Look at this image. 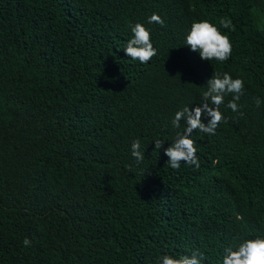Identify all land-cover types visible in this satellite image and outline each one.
<instances>
[{"label": "trees", "instance_id": "16d2710c", "mask_svg": "<svg viewBox=\"0 0 264 264\" xmlns=\"http://www.w3.org/2000/svg\"><path fill=\"white\" fill-rule=\"evenodd\" d=\"M153 13L163 26L147 23ZM200 20L229 36L226 63L185 47ZM138 22L157 49L143 65L124 53ZM217 72L244 81L240 111L222 105L214 136L193 132L199 169L173 170L171 119L201 103ZM256 236L264 0H0V264H158L193 251L220 264L224 247Z\"/></svg>", "mask_w": 264, "mask_h": 264}, {"label": "clouds", "instance_id": "9594fccd", "mask_svg": "<svg viewBox=\"0 0 264 264\" xmlns=\"http://www.w3.org/2000/svg\"><path fill=\"white\" fill-rule=\"evenodd\" d=\"M148 24L164 25V20L156 13L147 19ZM220 27L232 29L231 20L227 17L220 19ZM131 37L126 43L124 53L133 61L141 65L149 63L156 55L157 49L153 46L151 32L143 23L129 24ZM185 47L191 53H196L201 61L226 63L232 55V43L228 35L222 34L220 29L208 20L194 21L184 37ZM244 90V81L240 78L233 79L227 73H213L206 82V89L202 92L201 103L194 108L184 106L177 110L171 119V126L176 130L175 137L170 146L164 149L167 164L173 170H179L181 162L187 166L199 169L200 162L196 155L195 141L191 139L194 131L208 135H215L221 123H226L222 105L233 113L240 111L239 100ZM231 99L225 104V97ZM260 105L259 99L256 101ZM207 119V123H204ZM183 122V125H182ZM181 128L183 129L181 131ZM155 150L163 148L164 142L155 140ZM131 156L137 165L144 161L145 155L141 151L139 139L131 143ZM25 248L31 247L32 241L25 237L22 241ZM205 259L204 254L193 251L191 256H174L164 254L158 257V264H201ZM220 264H264V236L245 238L234 241L226 246L220 256Z\"/></svg>", "mask_w": 264, "mask_h": 264}]
</instances>
